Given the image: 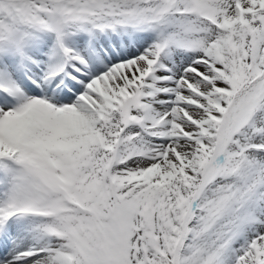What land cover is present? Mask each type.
I'll return each instance as SVG.
<instances>
[{
  "label": "snow or ice",
  "instance_id": "1",
  "mask_svg": "<svg viewBox=\"0 0 264 264\" xmlns=\"http://www.w3.org/2000/svg\"><path fill=\"white\" fill-rule=\"evenodd\" d=\"M0 264H264V0H0Z\"/></svg>",
  "mask_w": 264,
  "mask_h": 264
}]
</instances>
